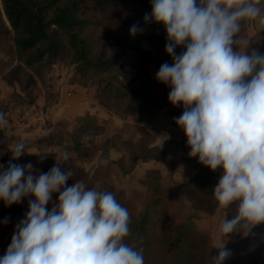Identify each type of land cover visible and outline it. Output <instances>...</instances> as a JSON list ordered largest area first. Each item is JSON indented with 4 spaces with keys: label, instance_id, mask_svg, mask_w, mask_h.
<instances>
[{
    "label": "clouds",
    "instance_id": "9594fccd",
    "mask_svg": "<svg viewBox=\"0 0 264 264\" xmlns=\"http://www.w3.org/2000/svg\"><path fill=\"white\" fill-rule=\"evenodd\" d=\"M150 4L143 19L164 26L165 51L172 58L171 64L160 65L155 78L170 87L172 104L184 106L175 120L187 137L188 155L212 170L221 169L212 188L214 199L222 208L236 206L235 215L219 224L222 243L210 258L212 264H222L230 255L225 238L238 227L264 222V53L241 51L237 39L244 20L264 26V11L259 0ZM141 30L133 24L129 32ZM178 45L185 49L179 54L174 51ZM9 124L0 111V130ZM10 149L13 159L27 151L24 142ZM32 167L31 162L11 160L6 168L0 164V200L6 206L29 194L34 197L15 224L0 264H144L143 250L123 242L130 214L112 191L81 181L66 185L72 172L58 162L38 174ZM53 193L58 196L49 209Z\"/></svg>",
    "mask_w": 264,
    "mask_h": 264
},
{
    "label": "trees",
    "instance_id": "16d2710c",
    "mask_svg": "<svg viewBox=\"0 0 264 264\" xmlns=\"http://www.w3.org/2000/svg\"><path fill=\"white\" fill-rule=\"evenodd\" d=\"M1 3L0 40L13 42L12 50L18 60L13 70L16 75L27 67L41 78L43 71L51 68L59 58H70L75 64L72 83L80 86L95 83L98 93L112 101L110 105L116 112L136 117L141 123L140 130H144L143 124L153 121L164 107H169L172 120L182 114L183 104H172L168 100V85L153 78L149 72L150 57L154 53L141 46L147 32H151L148 40L154 50L166 53L168 61L172 59L165 51L167 37L164 26L143 19L145 13L151 12L150 0H1ZM245 23L246 20L241 22V29ZM133 24L142 29L134 35L129 32ZM261 36L264 37V29L258 36L250 38L247 50L256 49L264 53V46L255 42ZM184 50L183 45H178L174 51L179 54ZM130 52H135L136 56L128 60L126 57ZM92 129H95L94 123L86 120L75 130L72 134L74 148L82 149L83 137ZM121 139L118 133L108 137L101 146L102 153L107 154L118 144L132 149L131 142ZM186 140L183 132L179 142L168 139L161 146L133 150L130 162L132 165L140 161L165 162L171 150L187 145ZM52 157L41 156L38 164ZM193 167L196 170L193 180L201 190L204 204L216 207L218 202L213 197L212 188L218 182L220 168L212 170L197 157H193ZM64 170L71 171L72 166ZM189 190L186 184V191ZM103 191L110 190L105 188ZM161 195V186L156 185L139 215L128 210L130 231L123 242L143 250L144 264H159L155 261L150 228L154 217L164 206ZM118 201L122 203V200ZM235 208V204L227 207L226 218L235 215ZM6 217L8 222L4 223ZM22 218V200L8 206L0 200V238L15 228ZM164 225L169 227L161 235L162 246L173 252L175 264H203L200 254L203 246L193 236L197 230L194 222L184 220ZM252 227L264 230V222ZM244 229L246 226L238 227V232L228 235L233 240L228 249L235 256L225 259L222 264H264V255L256 256L251 245L237 240Z\"/></svg>",
    "mask_w": 264,
    "mask_h": 264
},
{
    "label": "crops",
    "instance_id": "0c3cea01",
    "mask_svg": "<svg viewBox=\"0 0 264 264\" xmlns=\"http://www.w3.org/2000/svg\"><path fill=\"white\" fill-rule=\"evenodd\" d=\"M143 42V41H142ZM142 46V43H141ZM143 47V46H142ZM145 49V48H144ZM149 50V49H147ZM135 52H130L128 55ZM136 54V53H135ZM4 57L3 52L0 53V111L4 112V102L6 95H11L15 93H20L23 95V91L21 88H17V81L18 75H16L14 72L13 77L10 78L11 81H7L5 79L6 70L4 68V65L2 63V59ZM128 58V56L126 57ZM130 58H128L129 60ZM151 59V57H150ZM152 60V59H151ZM160 66H157L154 61L152 60L151 63L148 65L149 72L153 78H155V73L159 69ZM62 80H59L60 83ZM7 83V84H6ZM65 85V86H64ZM61 90L62 92L58 94H55V100L52 99L50 102H48L47 99H49L51 95H48L46 91L43 89L40 90L39 88L36 89V93L38 94L35 103H39L43 105V107L46 105L47 107V113H48V124L45 126L44 129L39 130L34 133L26 134L23 137H21L19 142H24L26 147V152H24L23 155H21L18 158L13 159L12 152L10 147H13L16 143L8 139L0 130V164H3L5 168L7 167L8 162L11 160L13 163H18L21 165L27 164L31 162L32 164V171L33 173L38 174L39 172H46L48 171L54 164L57 162L60 164L62 169L66 168L67 166H72V177H70L66 181V185H71L75 181H80V178L76 175L75 170L78 168L82 169V172L84 175L87 176V173L89 175L87 176L88 179L93 178L92 171H90L91 167L89 161H84L80 165V147L78 149L74 148V142L72 139V134L75 132V130L86 120H91L96 129H99L101 132H107L108 130H111V121L112 118H115L117 120H120L119 125H123L124 120L121 119L117 113L113 111H107L101 106L100 103V97L96 91H92L91 89L87 88V86H80L77 84H73L72 80L70 84H64ZM8 88L6 89V87ZM170 89V87L168 86ZM73 91V92H72ZM16 96V95H15ZM59 96V97H58ZM49 103H51L49 105ZM7 105V104H6ZM8 109L12 106H7ZM50 109V110H49ZM89 111V112H88ZM7 112V111H6ZM5 112V113H6ZM112 114L113 117L110 115ZM126 117L130 119H134L135 125L138 126V130L142 132V134L148 132H153L156 134L155 141L149 142L147 145H142V148L145 147H153V146H161L162 143L165 140L173 139L177 142H179L182 139L183 136V129L177 125L176 120H172V116L169 111V107L162 108L155 116V119L151 121L150 123L143 124L144 130H140L139 126L141 125L140 122L136 119L133 115H126L123 114ZM85 119V120H84ZM101 119L103 120V123L101 122ZM113 120V123L117 122ZM131 122V123H134ZM113 125V124H112ZM107 128V129H105ZM147 132V133H148ZM116 134V133H115ZM142 134H139L137 136L136 140L138 141L141 139L142 144ZM106 133H100V136L98 135L95 140H93V144L96 148V158L97 161L103 162L104 160H107L113 164H118L120 169L122 168V172L125 174L126 179L129 180V183L125 185V194L128 195L129 193L133 192V195L136 193L144 192L145 194L150 195L152 193V189L150 186H147V182L145 180L139 181L138 178H135L136 171L138 172L139 169H142L141 172V179H148L150 180L151 176L155 172L156 179L158 180V185L161 186V189L163 187L167 186V183L174 182L175 178V172L179 170L180 164H181V157L186 156L185 158H188L189 164L192 165V178L194 177L196 170L193 167V157H190L188 155V152L190 151V147L188 145H185L184 148H177L170 151L168 159L165 162H156V161H148L143 162L140 161L136 164H131L129 168L126 167V165L123 163V160H128V158L131 157V153L134 150L135 141H129L131 142V148L127 149L123 147L121 144H118L117 146L111 148L107 154L102 153V144L104 141L111 137L114 134H111L109 136ZM52 136V137H49ZM102 137V138H101ZM141 137V138H140ZM72 140L73 144H70L68 141ZM122 140V139H121ZM124 141V140H123ZM83 143V142H82ZM91 143V142H90ZM83 147L88 148L91 144H82ZM140 149V150H141ZM138 150V151H140ZM67 153L68 159H63V154ZM46 155H53L51 160H46L43 163H39V158L41 156ZM57 160V161H56ZM98 162V163H99ZM175 162V163H174ZM96 164L95 167H97L99 164ZM131 163V162H130ZM39 165V168L36 167V165ZM94 170V169H92ZM221 169L218 170V175L220 176ZM96 175V174H95ZM94 175V183L93 187L98 190H104L105 188H109L107 185V179L106 177L102 176H95ZM177 181V180H176ZM81 182L86 186L87 182L85 180H81ZM186 185V184H185ZM129 191V192H128ZM58 196V193L52 194V201L46 205L47 208H51L52 202H55L56 198ZM34 199L30 194L28 196H25L22 198V204H23V216L25 212L27 211L28 201ZM128 199V198H127ZM148 197H144L140 200V202H137L135 200H132V198L129 200L131 202V206L128 207L129 211L133 213L134 215L139 214L140 211L143 210L144 205L147 202ZM134 204L139 205L140 208L137 209ZM219 207V205H218ZM220 210V216L212 214L211 216H207L205 214V211L203 209H199L196 212L198 213H204L196 215L197 218H192V221H194L196 229L201 233H208L209 234V247L213 248L215 246H220L222 243L220 234L218 232L219 224L222 220H224V216L222 215V212ZM227 207H224V209ZM218 213V212H217ZM226 218V216H225ZM14 228L7 231L6 236L0 238V256H3L7 246L11 242V237L13 235ZM160 234H158L157 238L159 240ZM230 238L227 236L225 238V244L224 247H226L230 243ZM217 251L219 249L215 247ZM234 252H230V255L226 259H231L234 257Z\"/></svg>",
    "mask_w": 264,
    "mask_h": 264
},
{
    "label": "rangeland",
    "instance_id": "374dc122",
    "mask_svg": "<svg viewBox=\"0 0 264 264\" xmlns=\"http://www.w3.org/2000/svg\"><path fill=\"white\" fill-rule=\"evenodd\" d=\"M258 6L264 11V0H259ZM0 9L2 10V3L0 0ZM7 25L8 22H7ZM264 29V26H261L258 24L256 20H246L244 28L240 30V32L237 34V39L241 41L240 50L245 51L247 50L249 40L251 37L258 36L259 32ZM151 32H147L146 37L143 39L142 46L145 49L151 50L154 55L151 56V59L154 61V63L157 66H160L164 62H168L169 64L172 63V59L170 61L167 60L168 55L164 52H156L153 48V46L150 44L148 40V36L151 35ZM256 44H260L264 46V37H258L255 39ZM234 50L237 49L236 45H233ZM13 49V42L12 40H0V53L3 52L4 57L2 59V63L5 68V79L7 81H11L10 78L13 77V70L18 64V60L15 57L16 54L12 50ZM135 53H131L128 55V58L134 59ZM75 70V64L72 63L70 58H59L55 64L51 68H47L43 71L42 77H37L33 71H31L27 67H23V70L19 72L17 75L18 81H17V88H21L23 91V95L20 93H15L11 95H6L5 102H4V112L8 111L7 106H12V108H21L25 105H29L32 103H35L36 100H38L37 96L38 94L35 92L37 88L40 90H44L47 92L48 95L52 96L49 97L48 102H50L52 99L55 100V94H58L62 92L61 90L63 85L66 83L67 85L70 84L71 79L74 75ZM59 80H62L60 83ZM7 84V83H6ZM65 86V85H64ZM8 86L6 87V89ZM87 88L91 89L92 91H97V87L95 83H90ZM73 92V91H72ZM16 95V96H15ZM100 97V103L101 106L106 109L107 111H113L116 110L110 105L111 100L108 98H103L98 93ZM60 96V95H59ZM58 96V97H59ZM7 104V105H6ZM51 103H49L50 105ZM47 106L45 105L44 108L47 111ZM50 110V109H49ZM89 112V111H88ZM117 113V112H115ZM120 113H117L119 115ZM112 117L113 115L110 114ZM120 118L124 120L123 125L120 124V120H117L115 118H112L111 130H108L107 132H100L99 129H92L90 130L84 137H83V143L82 144H91L88 148L83 147L80 151V165L84 163V161H89L92 171L93 178L88 179L89 173H87V176L84 175L81 168H78L75 170L76 175L81 180H85L87 182V187H93L94 183V175L95 176H102L106 177L107 179V185L109 187V190L112 191L116 199L122 200V205L125 206L127 209L131 206V202L129 201L131 198L132 200H135L137 202H140V200L144 197H148V199L153 194V190L156 185H158V180L156 179L155 172L151 176L150 180L148 179H141V172L142 169H139L138 172L135 173V178H138L139 181L145 180L147 182V186H150L152 189V193L148 196V194H145L144 192L136 193V197L130 196L133 195V192L128 195L125 194V185L129 183V180L126 179L125 174L122 172V168L120 169L118 164H113L107 160H104L103 162L97 161L96 158V148L93 144V140L96 139V137L100 133H106L109 136L111 134L118 133L121 135L122 140H129V141H135L134 145V151H138L142 148V145H147L151 141H155L156 134L153 132H146L142 134L141 131H139L137 128L138 126L135 125L134 119H130L126 117L123 114H120ZM85 120V119H84ZM113 120L117 122L113 123ZM101 122L103 123V120L101 119ZM134 122V123H131ZM48 124V123H47ZM113 124V125H112ZM107 129V128H105ZM139 134H142V144L141 139L138 141L136 140L137 136ZM102 138V137H101ZM141 138V137H140ZM70 144L72 143V140L68 141ZM91 142V143H90ZM186 156L181 157V164L178 171L175 172V181L167 183L166 187L162 188V203L163 207L160 209V213H158L152 222L151 228H150V235H151V245L155 256V261L157 263L161 264H175L173 259V252L169 249H166L162 246L161 242V235L164 230H167V223L173 222H181L184 220H192V218H197L199 214L204 213H197L196 211L199 209H203L205 211V214L207 216H211L212 214L220 216V206L218 205L215 207L213 205H205L202 197H201V190L197 186V184L194 182L192 178V165L189 164L188 158H185ZM99 162V163H98ZM99 164L97 167H95L96 164ZM123 163L126 165L127 168L131 166L130 158L128 160H123ZM175 163V162H174ZM94 169V170H92ZM177 180V181H176ZM189 185L190 190L186 191V185ZM188 190V188H187ZM129 192V191H128ZM128 198V199H127ZM147 199V200H148ZM134 206L139 209L140 204H134ZM145 206V205H144ZM129 210V209H128ZM224 210V211H223ZM222 215L227 217V208L224 209L221 208ZM218 212V213H217ZM141 211L139 212V214ZM137 213V215H139ZM194 222V221H193ZM195 224V223H194ZM250 227V228H249ZM249 228V230H248ZM248 230V231H247ZM159 240L156 239L158 234H160ZM236 233V232H234ZM231 233V234H234ZM240 237L237 238V240L245 241L249 245L252 246V248L255 251L256 256H262L264 255V230L254 229L251 225H247L246 229L241 232ZM194 237L196 236L197 243L202 244V249L200 251V254H202L203 264H212L211 259L212 257L216 256L218 254V251L215 249V247L211 248L209 247V234L208 233H201L198 230L195 231ZM233 240H230V243L226 246L228 249L229 246H231ZM235 254V253H234ZM235 256V255H234ZM232 259V258H231Z\"/></svg>",
    "mask_w": 264,
    "mask_h": 264
},
{
    "label": "built area",
    "instance_id": "2783aa9c",
    "mask_svg": "<svg viewBox=\"0 0 264 264\" xmlns=\"http://www.w3.org/2000/svg\"><path fill=\"white\" fill-rule=\"evenodd\" d=\"M6 114L10 124L1 131L14 143L19 142L26 134L44 129L48 123V113L39 103H32L21 108L10 107Z\"/></svg>",
    "mask_w": 264,
    "mask_h": 264
}]
</instances>
